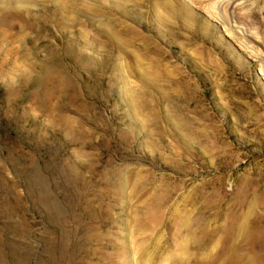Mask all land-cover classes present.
<instances>
[{
	"label": "rangeland",
	"instance_id": "374dc122",
	"mask_svg": "<svg viewBox=\"0 0 264 264\" xmlns=\"http://www.w3.org/2000/svg\"><path fill=\"white\" fill-rule=\"evenodd\" d=\"M0 264H264V0H0Z\"/></svg>",
	"mask_w": 264,
	"mask_h": 264
},
{
	"label": "bare ground",
	"instance_id": "6f19581e",
	"mask_svg": "<svg viewBox=\"0 0 264 264\" xmlns=\"http://www.w3.org/2000/svg\"><path fill=\"white\" fill-rule=\"evenodd\" d=\"M231 2H232V1H231ZM11 4H12V3H11ZM17 12H18V14L20 13V11H17ZM12 14H13V13H12ZM148 73L152 76V79L155 78V76H157V74L155 75L156 72L153 71V70H151V69H149V70L146 71V75H147ZM149 74H148V75H149ZM155 79H156V78H155ZM153 80H154V79H153Z\"/></svg>",
	"mask_w": 264,
	"mask_h": 264
}]
</instances>
